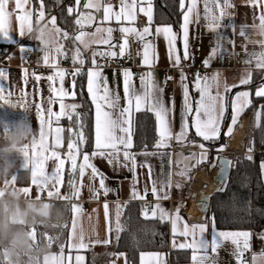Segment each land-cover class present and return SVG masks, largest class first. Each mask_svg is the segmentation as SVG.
Returning a JSON list of instances; mask_svg holds the SVG:
<instances>
[{
	"label": "crops",
	"instance_id": "1",
	"mask_svg": "<svg viewBox=\"0 0 264 264\" xmlns=\"http://www.w3.org/2000/svg\"><path fill=\"white\" fill-rule=\"evenodd\" d=\"M88 0H80L79 5L76 8L75 16L71 20L63 19L60 20L57 18L55 23V29H59L58 33V43L59 48H61V53L67 49L72 50L76 53L79 49L75 44H77L81 50L84 52V55L81 53L80 59L84 60V64L81 65L78 62H72L74 66L71 69H67L64 66L57 64L58 54L55 50L52 52V57L49 62L46 64L43 60V51L40 45L41 56L35 59L36 68L31 67L27 63L28 57L34 51L33 42L37 41L31 33H26L24 37L19 35V24L13 18L12 22V36L13 42L4 41L0 39V48L2 49V54L4 56L2 60V65H0V70H3L6 73L5 78L0 79V85L5 89L3 95L6 99L10 101L9 104H3L0 101V131H3V124L5 121L14 122L18 120H24L28 122L35 133V138L39 139L40 133V122L36 114L37 103L41 104L42 107L45 106V102L52 98L55 100L52 107L53 112L60 111V101L58 98L54 97L50 92V82L47 80L49 75H54L56 68H53L51 65L55 63L58 68L65 70V78L63 82V87L69 92V96L64 97V103L66 105L77 104L79 107L75 110V113L80 114V121L83 124V128H78L83 131L85 136V142L83 143L82 153L79 156L78 163L82 162V154L87 152L89 155L94 151L95 143V106L91 102V98L87 93V71L95 67L93 64V59H95L96 64L100 66L103 76L107 79L108 87L114 92L120 95L121 97V106H125L126 102L123 100V71L130 70L132 72V83L135 89H141V77L146 76L147 73L151 72L153 79L157 85L163 89V99L165 103L170 107L171 113L169 116L172 130V137L165 142L163 147H157V144L160 140L158 123L154 112L149 111L147 106L142 107L140 112L132 111L131 113V134H132V143L133 147L130 150L137 160V167L134 171H129L126 167H119L110 165L107 160L96 157L92 160L94 163L105 175H106V184L111 189V191L105 195L101 190L99 193H102V196H94L88 188L90 183L89 174L83 177L82 181L79 179L77 174L78 183H82L83 187L81 188V194L79 198L72 197L70 200H60L55 197L49 198L47 196V201L52 203L55 201H66L70 204L71 207V218L69 222V231L66 243L61 250H50V255L48 264H57V261L53 257H63L64 264H69L68 257L71 256V264H75V256L82 255L84 260L82 264H130L128 260V255L124 251H116L115 246L112 243V236L114 232L117 231V213H119V221L121 219L122 213L126 206L131 202L144 201L148 197H152L153 201L151 210L159 203L164 209H166L170 214H175V210L179 209V215L182 218V222L178 225L179 228L183 227L184 223L191 225L207 224L208 231L205 233V236L209 241L211 240L212 233V221L213 219L206 220L204 222H192L188 220L183 212L184 204L180 201L170 202V198H178L184 194L185 190L188 187V184L192 178L193 172H195L199 167L207 165L209 158L211 157L213 149H221L220 145H223L221 140L214 141H203L201 137L195 135V129L191 127L192 117H189V130L188 135L183 140H177L176 135L179 133L180 126L182 123V113H183V89L181 86V72L185 77L184 83L188 84L189 87V102L193 103L199 99V93L194 90V81L198 74L197 70L191 69L185 71L182 67L184 64L190 62L191 57V48L193 41L197 40L202 45V59L201 65L209 70V79L215 75L219 82L220 88L219 91L222 95L227 96V108L225 111V117L221 124V132L226 125V117L228 114V96L231 90H233V95L230 101V119L232 115L231 102L235 98L236 93L241 90L246 89L249 92V100H252V95H255L256 91L264 86V81L260 84L248 86L251 83L255 82V78L260 76L261 79L264 78V68L256 66V62L252 57V53L260 52L264 48L259 45H250L246 42L245 37L248 35L251 27L259 23V16L264 14V0H229L231 7L228 9L230 16L225 18L221 23L223 27L218 30H212L208 27V21L204 18V3L205 0H198L197 10L199 12V20L196 17H193V23L189 25V46L188 59H184V48L182 43V31L181 25L183 23V11H186L190 0H184L185 8L182 10V17L179 27H175L172 22L162 20L157 17V10L155 0H152L153 7V23L151 25L152 35L146 37V41H151L155 45V63L151 66L143 64V48L141 52L134 59L131 51V40L134 39L143 44L146 41H139L135 37H129L128 45L125 49V54L128 55V66H132L134 63L139 65L140 75H135V69L132 67H112L109 65L112 59H118L119 55V46L123 44V38L118 42L116 41L115 33L119 32L120 23H117L114 19L110 21H103V7L108 3L102 0L103 5L99 11L95 8L87 9L84 7L85 3ZM222 2V0H221ZM111 4V3H110ZM113 11H119L120 1L118 5H113ZM14 6V5H13ZM10 6V7H13ZM145 6H147L145 4ZM209 6L211 3L209 0ZM28 8L33 12L32 27H35L36 24H44L48 27H52L51 20L54 16L53 12L44 15L43 20L37 22L38 12L40 8L36 7L34 0H30ZM213 11L218 15L219 10L213 8ZM81 13L88 14L94 17L93 20L87 22L83 28L80 25L76 24L77 17H81ZM57 17V16H56ZM93 21V22H92ZM173 27V31L178 34L177 38V54L181 57V63L179 66H174L173 61L170 60L167 42L163 36L155 35L156 27L169 26ZM123 26H135L138 29H142L144 26H147V18L140 13L137 8V18L134 25H129L127 22H123ZM97 27L113 28V33L111 37V43L113 47L107 46V44L100 43L101 39H107V33L97 34L95 37L96 42H91V37H86V40H89V44L86 47L80 41L75 40V36L79 34L80 31H85L87 33H94ZM244 31L245 36L244 43H239L238 39L240 32ZM67 33V36H65ZM120 33V32H119ZM224 37V39H220ZM219 45V47H217ZM107 46V48H104ZM31 48L32 51L21 52V48ZM97 47V48H96ZM213 47H217V54L210 58L211 51ZM93 49V50H92ZM111 51H116V57H109L107 55L101 56L97 53H108ZM85 57V58H84ZM208 59L209 63L205 65L204 60ZM41 68H51L52 73L44 76H40L38 71ZM81 69V74L85 78V91L87 93L88 99L92 106V142L91 147L87 148L88 137L86 136L85 122L86 118L89 117V110L86 108L85 102L79 95L78 91V76L74 75L75 70ZM25 70H27V76L25 75ZM168 71H172V74H169ZM251 76L249 84H241L240 81L248 76ZM39 77V80L36 79ZM166 77H169L173 80V84L164 89V83ZM75 80V87H73V81ZM53 83V86L59 89L60 81L57 78ZM224 85H228L231 89L228 93H224ZM215 94V89L213 90ZM75 93L73 96L72 93ZM243 92V91H242ZM23 93V96L21 94ZM15 104L16 107L12 105ZM26 105L27 107H22L21 105ZM251 104V103H250ZM249 104V105H250ZM239 114V119L242 115L245 114L247 108ZM71 111L70 109H67ZM73 113V120L69 121L67 117H61L57 122L55 118L52 120V131L47 134L49 150H55L60 153L62 158H66L68 152L67 145L69 142L77 138L76 131V121L77 116ZM141 113H150L154 119V128L156 132L157 141L155 147L149 150H135L134 149V135L136 130V122L138 114ZM229 119V122H230ZM238 119V120H239ZM229 122L227 127L229 126ZM238 122V121H237ZM236 122V123H237ZM236 125V124H235ZM234 125V127H235ZM63 129L61 135V144L59 147L55 146V129ZM226 127V129H227ZM224 131V134L226 132ZM223 134V135H224ZM221 135L220 138L223 136ZM31 143H29V150L31 152ZM203 143L205 149H207V160L199 164L196 163V159L193 154H196V157L201 153V148L199 145ZM11 160L15 162L14 172L18 178L19 174H22L21 181H17L16 185L19 187H28L30 189L29 195L31 197H40L41 192L37 189L35 185L31 183V166L29 168L24 167V156L22 154H13ZM150 164L151 165V178L149 177L148 167H141L140 165ZM264 164V156L260 160V171L261 177L264 184V169L261 168V165ZM55 161L49 160L46 162V170L51 174L54 169ZM70 171V162L66 161L65 170H64V183L61 185V195H69L70 191L64 190V184L66 182V177ZM90 173V170H88ZM167 178L166 182L170 183V186L165 189L168 193L167 199H157V196L151 192L152 180L153 179H163ZM95 185L98 187V180L95 182ZM136 191L140 198H133V191ZM47 193V191H46ZM53 199V200H49ZM105 203L108 205L107 216L105 213ZM77 205L80 207L81 211L77 214L72 212V206ZM88 206V211H84V207ZM75 223L76 235L79 236L81 232L84 235L85 242L88 243V248L86 249H77L71 248L70 245L75 241L72 239V225ZM217 231H247L250 233L249 238V249L244 251L243 257L237 258V250L231 241H224L221 243L220 247L217 249L216 253H212L211 249L208 251V255L214 259L215 264H240V260L243 261V264H264V228L261 229H236V230H226L217 227ZM169 230H170V240H169V249L163 251H144L140 255V264H193L191 259L192 250L191 249H180L178 245L185 242V238L180 235H173L172 225L169 220ZM191 238L189 237V240ZM99 241V242H97ZM177 247H173V243ZM172 251H176L177 258H172Z\"/></svg>",
	"mask_w": 264,
	"mask_h": 264
},
{
	"label": "snow or ice",
	"instance_id": "2",
	"mask_svg": "<svg viewBox=\"0 0 264 264\" xmlns=\"http://www.w3.org/2000/svg\"><path fill=\"white\" fill-rule=\"evenodd\" d=\"M30 0H0V39L4 41L13 42L12 32V22L13 18L19 24V35L24 37L26 33H31L32 31V19L33 12L28 8ZM80 0H76V4L79 5ZM211 7L209 6V0H205L204 12L205 19L208 21V27L212 30H218L223 27L222 21L230 16L228 9L231 7L229 0H210ZM145 4L147 6H145ZM198 0H190L186 11H183V23L181 25L182 31V43L184 48V59H188L189 52V25L193 23V17L195 16L199 20V12L197 10ZM14 5V6H13ZM13 6V7H10ZM87 9L95 8L97 11L100 10L101 5L99 0H88L84 5ZM137 8L140 13H143L147 18V26L142 29H138L135 26H123V22H127L129 25H134L137 18ZM180 8L183 10L185 8L184 0H180ZM213 8L219 10L217 15ZM44 4L41 0V7L38 12L37 22L43 20L44 18ZM68 13L71 14L74 9L69 7L67 9ZM94 17L91 13L84 14L81 13V18L76 20V24L80 25L81 28L84 25L93 20ZM115 20L120 23L119 32L123 38V44L119 46V55L123 56L125 54V49L128 45L129 37H135L139 41H146V37L152 35L151 25L153 23V7L152 0H120L119 11H113V6L108 3L103 7V21ZM53 26H55L56 18L53 17L51 20ZM259 23L264 24V14L259 16ZM59 32V29H56ZM107 33V39H101L99 42L113 47L111 43V37L113 33V28L107 27H97L94 33H87L85 31H80L75 40L80 41L86 47L89 44V40L86 37H91V42H96L95 37L100 33ZM155 35L163 36L167 42V50L170 60L173 61L174 66H179L181 63V57L177 54V38L178 34L173 31V27L163 26L155 28ZM67 36V33H65ZM240 36H245L244 31L240 32ZM44 31L41 30L40 36L36 38L40 45L43 47V60L47 64L52 57V52L47 50L44 41ZM220 39H224L221 37ZM219 47V45L217 46ZM217 47H213L211 51L210 58L216 56ZM31 48H21L20 51L23 53L25 51H32ZM57 54L61 53V48L55 49ZM81 53L77 49L73 61L78 62L83 65L84 60L80 59ZM101 56L116 57L117 52L111 51L108 53H97ZM252 57L256 62V66L264 68V50L260 52L252 53ZM155 45L151 41H146L143 44V64L151 66L155 63ZM94 68L87 71V93L91 98L92 104L95 106V143L94 151L89 155L87 152L82 154V162L78 163V157L82 153L81 145L85 142V136L83 131H79L77 138L68 143V152L66 158H62L60 153L55 150H49L47 134L52 131V120L58 122L61 117H67L69 121L73 120V113L79 107L77 104L73 103L66 105L64 97L69 96V92L63 87V82L65 78V70L58 68L55 63H52V67L56 68L54 75H49L47 80L50 82V92L52 95L59 99L60 101V111L53 112L50 106L55 102L54 99L49 98L45 102V106L42 107L41 104L37 103L36 114L40 122V133L39 139L35 137L31 143V152L29 150V145H26L22 150L23 155L26 158L25 168L31 166V183L35 185L40 192L47 191V196L49 198H57L60 200H70L72 197L79 198L81 194L82 183H78L77 174L79 179L82 181L83 177L89 174L90 183L88 185L89 191L94 195L98 196L99 192L102 190L105 195H107L111 189L106 184V175L94 164L92 160L96 157L107 160L110 165L126 167L129 171H134L137 167L136 156L130 151L133 147L132 134H131V113L132 111L140 112L142 107L147 106L149 111L154 112L156 121L158 123L159 137L160 140L157 147H163L165 142L170 139L173 135L170 123V107L165 103L163 99V89L160 88L155 80L153 79L152 73L149 72L146 76L141 77V89H135L132 83V72L130 70H124L123 75V100L126 102L125 106H121V97L119 94L114 93L109 87L107 79L103 76L100 66L96 64L95 59H93ZM205 65L209 63L206 59L203 61ZM81 69L77 68L74 75H80ZM25 75L27 76V70H25ZM6 73L0 70V79L5 78ZM60 81V87L57 89L53 86L56 79ZM39 80V77H36ZM170 79L166 77V80ZM181 86L183 89V113H182V123L180 126L179 133L176 135L177 140H183L188 135L189 130V117H192L191 127L195 129V135L201 137L203 141H214L218 140L221 136V124L225 117V111L227 108V96L222 95L219 91L220 85L217 77L213 75L210 79L209 77L201 78L197 74L194 81V90L199 93V99L193 103L189 102V87L188 84L184 83L185 77L183 72H181ZM251 76L242 79L241 84H249ZM73 87H75V80L73 81ZM215 89V94L214 90ZM231 89L228 85H224V93H228ZM5 89L0 85V101L3 104H9L10 101L3 95ZM74 96L75 93L73 92ZM255 95L257 97H264V86L260 87ZM23 96V93L21 94ZM251 101L249 100V92L243 91L238 92L235 98L231 102L232 115L231 124L235 125L239 114L247 107ZM16 107L15 104L12 105ZM22 107H27L26 105H21ZM70 109L71 111H68ZM77 116L76 125L78 128L82 129L83 124L80 121V114L75 113ZM63 129H55V146L59 147L61 144V133ZM232 132V127L227 128V133ZM201 148V153L198 157L193 154L196 159V163L199 164L207 160V149L203 143L199 145ZM222 150V149H220ZM251 151V149L249 150ZM249 160L252 157L249 155L247 157ZM49 160L55 161L54 169L51 174L46 170V162ZM70 162V178L68 181L69 188L71 189L69 195H61V185L64 183V170L65 164ZM221 173L218 179H226L227 173L231 167V161L227 159H220ZM141 167H148L149 177L151 178V165L141 164ZM264 169V164L261 165ZM90 170V173L88 172ZM98 180V187L95 182ZM167 178L163 179H153L151 192L157 196V199H167L168 193L165 189L170 186L169 182H166ZM12 182H16V177L12 178ZM24 192L29 193L30 189L24 187L22 189ZM39 197V196H37ZM133 198L143 197L134 190ZM207 197L202 204H206ZM105 213L107 216L108 205L105 203ZM81 211L80 207L77 205L72 206V212L77 214ZM145 217L148 216L147 210L144 213ZM159 216L161 221L170 220L172 225L173 235L177 234L185 238L184 243H180L178 247L180 249H191L192 250V261L193 264H215L214 259L208 255L209 249L212 253H216L217 249L220 247L221 243L224 241H231L237 250V258L243 257L244 251L249 249V238L250 233L247 231H217L215 227V220L212 221V233L211 240L206 238L205 233L208 231L207 224L191 225L187 223L183 224L182 228L178 225L182 222V218L179 215V209L175 210V214H170L166 209H164L159 203L151 210V217L156 218ZM117 231L121 230L119 224V213H117ZM34 238L37 240V230H33ZM189 237L191 238L189 240ZM72 239L75 241L70 245L71 248L86 249L88 248V243L85 242L84 235L81 232L79 236L76 235L75 223L72 225ZM54 237L47 236V241L49 246L53 243ZM99 242V241H97ZM173 247H177L175 242ZM63 251V248H62ZM57 261V264H64L63 257H53ZM71 256L68 257L69 264H71ZM84 257L82 255L75 256V264H82ZM49 257L45 258V264H48ZM240 264L243 261L240 260Z\"/></svg>",
	"mask_w": 264,
	"mask_h": 264
},
{
	"label": "trees",
	"instance_id": "3",
	"mask_svg": "<svg viewBox=\"0 0 264 264\" xmlns=\"http://www.w3.org/2000/svg\"><path fill=\"white\" fill-rule=\"evenodd\" d=\"M63 0H43L44 13L49 14L60 5ZM36 7H41V0H34ZM74 2V11L69 14L67 6H63L53 13L58 19L71 20L76 14ZM157 17L162 20L172 22L175 27H179L182 17L180 0H155ZM257 76L254 81L260 80ZM78 91L86 108L89 110V117L86 118L85 130L88 137L87 148L91 147L92 142V106L85 91V78L78 76ZM245 114L250 115V127L246 140L245 150L234 153L233 166L229 175L227 188L223 192L215 193L210 200L208 209V218L215 220L217 227L226 230L236 229H261L264 228V184L260 171V160L263 157L260 150H264V97L252 95L251 104ZM258 114V118L256 117ZM134 135L135 150H149L155 147L157 137L154 128V119L150 113L138 114ZM228 139L225 134L219 138L222 143ZM251 147V148H249ZM258 152L249 160L251 151ZM215 150V149H213ZM213 151L208 163L211 162ZM194 173V172H193ZM22 174L18 175L17 181H21ZM70 171L67 174L64 190L70 191L68 181ZM185 192L180 197H183ZM178 197V198H180ZM53 204L60 210L63 217V224L60 227L45 231L42 228L37 229V242L45 241V233L53 234L56 239L66 243L69 222L71 218V207L66 201H55ZM150 205H145L143 201L129 203L124 209L119 224L120 231L114 232L112 243L116 251H124L128 255L130 264H140V255L144 251H163L169 249L170 230L169 220L161 221L159 216L151 217ZM145 210L148 216L145 217ZM50 250H58V243L55 242ZM176 251H172V258H177Z\"/></svg>",
	"mask_w": 264,
	"mask_h": 264
},
{
	"label": "clouds",
	"instance_id": "4",
	"mask_svg": "<svg viewBox=\"0 0 264 264\" xmlns=\"http://www.w3.org/2000/svg\"><path fill=\"white\" fill-rule=\"evenodd\" d=\"M41 30L47 50L59 48L55 26L36 24L31 34L38 38ZM245 39L250 45L264 48V24L253 25ZM34 136L30 124L24 120L5 121L0 131V264H45L50 255L48 241L38 243L33 230L49 231L63 224L62 213L51 201L31 197L22 190L24 187L12 182L16 165L11 157L23 155L22 150Z\"/></svg>",
	"mask_w": 264,
	"mask_h": 264
},
{
	"label": "built area",
	"instance_id": "5",
	"mask_svg": "<svg viewBox=\"0 0 264 264\" xmlns=\"http://www.w3.org/2000/svg\"><path fill=\"white\" fill-rule=\"evenodd\" d=\"M107 3H111L113 5H118L120 0H104ZM63 6H67L68 8L71 7L74 9V2L73 0H63L60 5L54 10L53 13L58 11L60 8ZM116 41H120L122 38L121 33L117 32L115 33ZM131 40V51L133 54V58L135 59L137 55L141 52L143 46L140 42L130 39ZM239 43H244V38L239 37L238 39ZM34 45V51L33 53L28 57L27 63L33 68H36V63L35 59L37 57L41 56V51H40V44L38 41L33 42ZM191 57H190V62L188 64L183 65V69L185 71L195 69L197 70L199 76L201 78L207 77L209 75V70L204 68L201 65V59H202V45L199 41L195 40L192 43V48H191ZM73 57L74 53L72 50L67 49L64 52L58 54L57 56V64L64 66L67 69H71L74 66L72 65L73 62ZM4 56L2 54V49L0 48V65H2V60ZM128 55L124 54L123 56H120L118 59H112L109 63L110 66L112 67H132L135 69V75L139 76L140 75V66L136 65L135 63L132 66H128ZM52 69L51 68H41L38 71V74L40 76H44L47 74H51ZM169 74H172V71H168ZM173 84L172 79H167L164 83V89L169 88ZM246 126V131L244 132L243 138L239 139L241 143L240 145H233L232 142V137L235 134V131L238 127H241L243 130ZM249 127H250V115L249 114H244L240 117L238 122L236 123L233 131L228 137V140L223 148L217 149L213 151V156L212 160L210 163H208L205 166L199 167L192 175V178L188 184L187 189L185 190V195L180 198H170L169 201H180L184 203L183 206V212L185 217L192 221V222H204L208 218V209L210 204H202L201 202L205 200L207 197L208 200H211V197L217 193V192H223L226 190L228 182H229V175L232 170L233 166V157L232 155L234 153L242 152L245 150L246 147V140L248 137L249 133ZM258 152L256 151H251V155L253 158V161H255V156ZM259 153H261L264 156V150H260ZM220 159H227L231 161V167L229 170V173L227 174L226 179H222L221 181H216L213 178V174L217 173L220 175L221 173V164H220ZM102 196V193H99V197ZM40 198L48 200L47 199V193L46 191L41 192ZM53 200V199H49ZM153 201L152 197H148L143 201L145 205H150L151 202ZM89 207L86 205L84 207V211H88Z\"/></svg>",
	"mask_w": 264,
	"mask_h": 264
},
{
	"label": "rangeland",
	"instance_id": "6",
	"mask_svg": "<svg viewBox=\"0 0 264 264\" xmlns=\"http://www.w3.org/2000/svg\"><path fill=\"white\" fill-rule=\"evenodd\" d=\"M99 3H100V5H103V2H102V0H99ZM55 18H56V20H57V17L56 16H54ZM81 18V17H80ZM77 19H79L78 17H77ZM93 22V21H92ZM108 46V45H107ZM107 46H104V48H107ZM97 48V47H96ZM93 50V49H92ZM85 58V57H84ZM242 91H246V89H244V90H241V91H239V92H242ZM239 117V116H238ZM257 118H258V114H257V116H256ZM238 119L239 118H237V121H238ZM228 127H232V131H233V129H234V125H232L231 124V119H230V122H229V126ZM227 127V128H228ZM81 131V130H80ZM231 134V133H230ZM230 134H228L227 133V129H226V132H225V136L227 137H229V135ZM228 140V139H227ZM227 142V141H226ZM226 142L225 143H223V145H220L219 146V148L221 147V146H225V144H226ZM83 146V144L81 145V147ZM249 148H251V147H249ZM234 156V154L232 155V157ZM78 161H79V157H78ZM184 204V203H183ZM47 236H52V237H54V240H53V243L52 244H54L55 242H57L58 243V246H59V249L61 250V248H63V246H64V243H63V241H61V240H58V239H56V237L53 235V234H51V233H49V232H46L45 233V241L47 240ZM51 244V245H52Z\"/></svg>",
	"mask_w": 264,
	"mask_h": 264
},
{
	"label": "water",
	"instance_id": "7",
	"mask_svg": "<svg viewBox=\"0 0 264 264\" xmlns=\"http://www.w3.org/2000/svg\"><path fill=\"white\" fill-rule=\"evenodd\" d=\"M75 45L79 48L80 52L84 55V52L81 50V48H80L77 44H75ZM263 81H264V78H263V79H260V80H258V81H255V82L251 83V84L248 85V86L257 85V84L262 83ZM233 92H234V91L231 90L230 93H229V96H228V114H227V117H226V125H225L224 129L222 130L221 135L224 134V131H225V129H226V127H227V124H228V122H229V119H230V101H231V98H232ZM76 131H77V134H78V127H76ZM228 173H229V171H228ZM228 173H227V174H228ZM70 191H71V189H70ZM206 204H210V200L207 199Z\"/></svg>",
	"mask_w": 264,
	"mask_h": 264
},
{
	"label": "bare ground",
	"instance_id": "8",
	"mask_svg": "<svg viewBox=\"0 0 264 264\" xmlns=\"http://www.w3.org/2000/svg\"><path fill=\"white\" fill-rule=\"evenodd\" d=\"M246 126L247 124L245 125V128L243 130L241 129V127H238L236 129L235 134L232 137V142H231L233 143V145H240L239 143L241 142L239 141V139L243 138L244 132L246 131ZM212 176L217 182L222 180V179H218L219 175L217 173L213 174Z\"/></svg>",
	"mask_w": 264,
	"mask_h": 264
}]
</instances>
